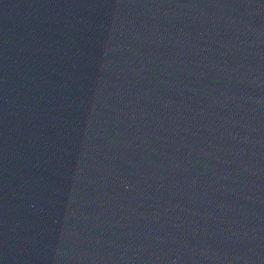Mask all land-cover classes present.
<instances>
[{
    "label": "water",
    "instance_id": "1",
    "mask_svg": "<svg viewBox=\"0 0 264 264\" xmlns=\"http://www.w3.org/2000/svg\"><path fill=\"white\" fill-rule=\"evenodd\" d=\"M0 264H264V0H0Z\"/></svg>",
    "mask_w": 264,
    "mask_h": 264
}]
</instances>
